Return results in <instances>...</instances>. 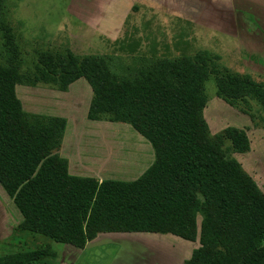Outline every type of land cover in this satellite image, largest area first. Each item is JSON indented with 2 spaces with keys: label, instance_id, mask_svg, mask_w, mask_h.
<instances>
[{
  "label": "trees",
  "instance_id": "16d2710c",
  "mask_svg": "<svg viewBox=\"0 0 264 264\" xmlns=\"http://www.w3.org/2000/svg\"><path fill=\"white\" fill-rule=\"evenodd\" d=\"M2 36L9 63H0V187L21 216L11 233L79 249L98 232L171 234L197 240L182 264H264V194L229 154L248 150L246 134L236 127L210 134L202 117L210 75L215 95L242 110L251 100L264 110V81L219 69L201 51L156 57L120 76L90 56L39 50L21 71L5 25ZM78 78L91 91L86 119L128 124L149 142L153 160L138 177L69 174L56 152L65 118L25 112L14 91L16 84L66 91ZM55 257L46 244L0 255V264Z\"/></svg>",
  "mask_w": 264,
  "mask_h": 264
},
{
  "label": "rangeland",
  "instance_id": "374dc122",
  "mask_svg": "<svg viewBox=\"0 0 264 264\" xmlns=\"http://www.w3.org/2000/svg\"><path fill=\"white\" fill-rule=\"evenodd\" d=\"M3 25L13 37L21 71L31 66L39 50L90 56L120 76L156 57L201 51L211 55L219 69L264 81V0H0V63L7 65ZM14 91L26 109L35 111L48 104L63 111L71 94L77 98L67 107L74 114L63 148L73 162L82 157L98 172L122 180L138 177L151 164L149 142L128 124L84 120L91 91L83 78L73 81L63 94L44 84H16ZM204 93L202 117L209 133L226 127L245 132L248 150L229 154L264 194V110L253 100L250 109L242 110L243 105L232 106L217 97L212 75L204 82ZM85 94L83 113L78 99L83 103ZM2 201L9 203L0 187ZM20 218L12 203L5 210L0 204V233L8 225L15 227ZM46 244L56 253L53 262L63 255L64 264H106L109 257L119 264H182L197 240L151 232L100 234L88 249L72 253L44 236L16 232L0 242V255Z\"/></svg>",
  "mask_w": 264,
  "mask_h": 264
},
{
  "label": "crops",
  "instance_id": "0c3cea01",
  "mask_svg": "<svg viewBox=\"0 0 264 264\" xmlns=\"http://www.w3.org/2000/svg\"><path fill=\"white\" fill-rule=\"evenodd\" d=\"M79 79V78H78ZM77 80V79H76ZM72 83V82H71ZM70 83V84H71ZM87 83V82H86ZM69 84V85H70ZM21 85V84H20ZM68 85V86H69ZM24 86H28V85H24ZM89 86V85H88ZM28 87H33V86H28ZM15 88V86H14ZM68 88V87H67ZM90 88V87H89ZM58 90H56L57 92ZM58 93L60 94H63V93H68V92H64V91H59ZM69 93H71V91H69ZM83 103H82V99H78L79 101H81L80 103V112L82 111L84 113V107L86 105V102H87V99H88V96L87 94H85L83 96ZM21 103V107H22V110H24L25 112H28V113H36V114H41V115H49V116H60V117H64L65 120H66V124H65V127H66V130L65 132L63 131V134L64 136L63 139L61 138V141H60V145L58 147V154L62 157H64L67 161V171L69 174H72V175H77V176H89V177H94V178H97V179H103V178H112L111 176H109L108 174H103V173H100L98 172V169H95L94 167L95 166H92V165H88L86 164V162L84 161V158H79L76 160V162H73L72 159H70V157L68 156V154L63 151V148L65 147V142H66V133L68 132V126H69V123H70V117L72 118V115L74 114L73 111H69L67 110V107L68 105L71 104V101H75L77 98H75L72 94H71V97H69L67 100H66V104H65V107H63V111H56L55 108L53 106H51L50 104H48L47 107H43L42 109H40L39 111H35V110H31V109H26L23 104H22V101L20 99V97L18 96L17 97ZM90 99V98H89ZM89 103V102H88ZM88 106V105H87ZM87 110V109H86ZM69 112V113H68ZM79 113V112H78ZM52 114V115H51ZM84 117V115H83ZM84 120L87 121V122H90V123H95L97 121H92V120H88L86 119V117H84ZM74 126V125H72ZM74 155V154H73ZM84 161V162H83ZM73 162V163H71ZM88 163V162H87ZM112 179H117L116 177L115 178H112ZM119 180H122V179H119ZM132 180V179H131ZM5 193V192H4ZM7 196V195H6ZM8 198V202L11 204L12 201L11 199L7 196ZM9 203H5L4 201H2V203L0 202V204L2 205L3 207V210H5L7 204ZM13 204V203H12ZM14 205V204H13ZM15 207V206H14ZM16 208V207H15ZM18 211V210H17ZM7 216H8V213H6ZM20 214V213H19ZM3 215H4V211H3ZM21 217V216H20ZM21 220V218H20ZM2 220L0 221V229H1V225H2ZM14 226L12 225H8L7 229H5V232L3 233H0V242L5 239L6 237H8L11 233V230ZM124 233H141V232H98L96 233V235L86 241L85 245L83 248H87V247H90V244L91 242H93V240H95V238L98 237V235L100 234H116L118 236H120V234H124ZM156 234H159V233H156ZM125 236V235H124ZM176 237V236H175ZM63 252H64V249L65 247H67L68 249H71L73 252L72 253H75V252H79L80 250H83L82 249H79V248H74L73 246L71 245H67V244H63ZM63 256V255H62ZM62 256L60 258V260H58L57 262H53V264H64V261L62 259ZM117 261V260H116ZM120 260H118L119 262ZM118 262H112V264H119Z\"/></svg>",
  "mask_w": 264,
  "mask_h": 264
}]
</instances>
